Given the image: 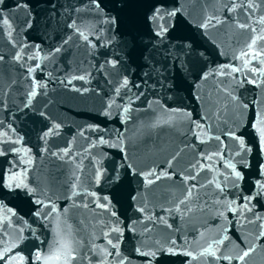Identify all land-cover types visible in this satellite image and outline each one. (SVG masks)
<instances>
[{"label":"water","instance_id":"water-1","mask_svg":"<svg viewBox=\"0 0 264 264\" xmlns=\"http://www.w3.org/2000/svg\"><path fill=\"white\" fill-rule=\"evenodd\" d=\"M97 2L0 3V264H264V0Z\"/></svg>","mask_w":264,"mask_h":264},{"label":"snow or ice","instance_id":"snow-or-ice-1","mask_svg":"<svg viewBox=\"0 0 264 264\" xmlns=\"http://www.w3.org/2000/svg\"><path fill=\"white\" fill-rule=\"evenodd\" d=\"M93 3L96 4L97 7H99V4L97 2V0H92ZM0 3H3V0H0ZM19 7V5H18ZM163 7V5H159L157 6L155 12H154V15L152 17L153 20H156L157 18L159 19H163L164 16H167V17H175L177 15V10H172V11H166L164 13H161V8ZM249 7H252L251 4H249ZM233 11L235 9H232ZM212 17L208 18L207 22L201 24L200 26L203 27V28H207L208 25L210 23H212ZM0 21H2L4 24H7L8 21L7 19H4L2 16H0ZM112 23H114V19L111 21ZM219 22V21H217ZM261 23H264V18L261 19L260 21ZM73 27H75V25L73 24ZM157 27L159 28V31L156 33L158 36H163L164 33H166L168 31V27L165 25H160V24H157ZM241 27H245V25H241ZM77 31L79 32V29H77ZM79 34L81 36H83V38L85 40H88V37L86 35H84L83 32H79ZM259 39H264V36H261L259 37ZM256 43V40H252L251 44H249V49L251 50V48L253 47V45H255ZM59 50V49H57ZM249 53H241V58L243 59L245 56H248ZM259 53L256 54V56H258ZM256 56H253L252 58L255 59ZM3 57L0 56V60H2ZM17 60L20 59V57H16ZM244 63L245 65L249 64L250 63V60L248 59H245L244 60ZM240 69L238 68H232V71L233 72H236V71H239ZM29 71H35V69H30ZM252 71H255V69H252ZM79 79L83 80L85 79V77L81 76L79 77ZM128 81L125 80L124 81V85H127ZM36 87H40L39 84L36 85ZM118 91V90H117ZM32 96H35L36 95V92L35 91H32L31 93ZM244 107L246 108L247 105H244ZM125 112H127V109H124ZM56 127H59V125H57ZM253 127L255 128L256 132L259 134V140L261 142L262 145H264V113H261L255 120L254 124H253ZM48 133H46L47 135ZM4 135H7L6 133ZM233 138L238 140L239 142V146L242 150H245V144H244V141L243 139H240L239 137H236L235 134L233 133ZM217 139H219V137H217ZM105 141H101V143H104ZM247 151H250V149H246ZM18 151V150H17ZM3 153H0V155H2ZM209 159H211V157H209ZM30 163V161H29ZM228 167H231L232 168V171L236 177L237 180H240L242 179V175L239 171H236L235 170V165H227ZM26 173H12L9 177V183L7 184V187L9 188H12L13 186L19 188V187H24L27 189V184L24 182V177H25ZM149 175H153V173H149ZM157 179H159V177H156ZM194 179V177H193ZM151 183V181H149ZM257 185H258V188L261 190L260 192H257V195H264V182H257ZM217 188H220V185L217 184L216 185ZM223 189H221L222 191ZM190 191H189V195H190ZM255 198V196L253 195H249L247 197H244L243 199H245L247 201V203H244L242 204V206L240 208H235L232 206V204L234 202H230L228 204V211L229 212H232V213H236V212H240L241 214L243 213L244 210H251L249 208V204H251L252 200ZM105 199H107L105 197ZM37 203H41V202H37ZM181 203H183V201H181ZM55 210V209H53ZM143 210V209H141ZM39 214V213H37ZM259 219V217H257ZM116 231H119V229H116ZM261 235L264 236V232H261ZM57 247H55L54 249H52L50 251V253L46 256H41V254L38 252L36 254V259L37 260H41L43 259V264H50V262H54V264H70V260L71 259H74V249L72 247V241L71 240H65V239H60L58 240L57 242ZM109 244H112V241L109 240ZM113 248H116L117 245L113 244L112 245ZM162 250V249H161ZM11 251L10 248H6L4 250L3 253H0V260H4L5 257L7 256L8 252ZM167 251L171 254H175V249L173 248H169L167 249ZM252 251V249H249L247 251H245L243 253L242 256L239 257V259L243 260V258L245 256H248L249 255V252ZM109 255H111V253H108ZM186 255H191L190 253H185ZM212 255V256H215V252L212 251V246L209 245L208 248H206L204 250V252L201 253V255ZM118 255V253H117ZM141 255H144V256H151V257H155L156 256V253L155 252H151V253H141ZM195 257H193L194 259ZM14 258L13 257H9L6 264H12V260ZM21 261L23 260V257L20 258ZM225 259H230V257H225ZM148 264H152L151 260L148 261ZM189 264H191V262L189 261Z\"/></svg>","mask_w":264,"mask_h":264}]
</instances>
